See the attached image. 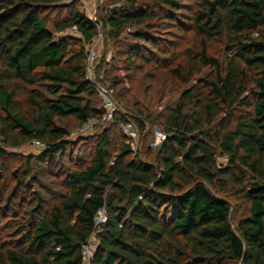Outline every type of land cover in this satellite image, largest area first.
I'll return each mask as SVG.
<instances>
[{
	"label": "trees",
	"instance_id": "obj_1",
	"mask_svg": "<svg viewBox=\"0 0 264 264\" xmlns=\"http://www.w3.org/2000/svg\"><path fill=\"white\" fill-rule=\"evenodd\" d=\"M65 1L0 0V264H84L92 236L89 264H264V0L194 1L200 46L163 67L183 86L204 67L215 74L168 110L154 157L133 154L116 116L117 132L103 130L74 158L59 121L81 127L102 115L85 69L99 29L103 57L121 43L131 67L159 52L158 27L176 28L188 6L104 0L92 22ZM221 39L223 62L208 54ZM106 75L97 82L108 86ZM124 94L114 99L144 129L148 116L127 112ZM33 141L44 145L38 155L8 152Z\"/></svg>",
	"mask_w": 264,
	"mask_h": 264
},
{
	"label": "rangeland",
	"instance_id": "obj_2",
	"mask_svg": "<svg viewBox=\"0 0 264 264\" xmlns=\"http://www.w3.org/2000/svg\"><path fill=\"white\" fill-rule=\"evenodd\" d=\"M82 1L83 0H67L63 5L66 6L67 4L75 2L74 7L83 12L87 17H91L97 12L98 8H101L104 5V0H87V11L85 12L82 10ZM194 1L195 0H182V2L188 7L180 14H177L176 28H165L164 26H159L157 24L159 26V31L155 32L156 34H154V37H157L159 52L145 54L146 56H144L143 61L134 64L131 67L126 63V51L123 44L115 43L114 47L107 46L108 51L105 58L103 57L104 45L101 46V43L99 42L95 46L98 52L97 59L99 60L96 75L102 76V74L106 75L107 73L106 82L108 86L110 85L111 78L116 77L118 79V87L115 90H112L113 96L118 91L125 92L124 103L126 104L127 112L136 115L138 112L135 111L137 110L142 111L144 115L148 116L146 120L147 125L144 129L136 124L139 130L137 152L139 150L142 153H146L147 149H152V157L155 156L157 148L164 139L162 123L167 117L168 110L171 109L180 94L185 89L196 84L200 78L215 74L210 67H204L201 75L195 77V81L187 86H183L180 83L173 82L167 74V69L163 67L164 63L173 65L175 61L185 59L188 55H193L200 46V41L195 37L194 30L191 28L190 24V15L192 13L189 9H194ZM139 2L141 6H145L149 10H152L153 5H156V2L153 0H139ZM66 13L67 10H63L61 17L65 16ZM53 16L54 15H52V17ZM99 30L100 38L103 40L101 28ZM70 35L77 36L74 33ZM90 46L91 45H89V47ZM225 49L226 42L224 39L212 40L208 43V54L219 62L224 61ZM147 59H151L149 60V63L147 62ZM59 124L66 127L70 133L67 140L74 147L73 158L78 151L86 150L88 151L87 153H89L93 148V145L99 140L103 130L112 127L117 132L115 125H97L93 127L85 137H80L78 135L80 126H78L74 119L68 118L66 120H61L59 121ZM152 144L155 146H152ZM8 152L22 157L38 155L41 150L32 144H29L22 149H11L8 150ZM219 162L225 163V160L219 158ZM65 163L67 162L65 161ZM46 185L48 188L51 187L49 182H47Z\"/></svg>",
	"mask_w": 264,
	"mask_h": 264
},
{
	"label": "built area",
	"instance_id": "obj_3",
	"mask_svg": "<svg viewBox=\"0 0 264 264\" xmlns=\"http://www.w3.org/2000/svg\"><path fill=\"white\" fill-rule=\"evenodd\" d=\"M82 10L87 11V0L82 1ZM90 21L95 22L96 18L93 17V15L88 17ZM78 35L76 30H67L65 34H72ZM101 43V46H103V40H101L100 35L93 40L91 46L87 50V54L85 57V69H86V79L93 84L94 89L98 95V98L100 100V106L99 109L102 112V115L100 119H90L88 120L83 126L80 127L78 130V135L80 137H85L87 133H89L93 127L97 125H113L116 116H121L124 120L119 123V130L123 134V136L126 139V143L130 146L131 151L133 153L137 152L138 146L137 141L139 139V130L135 123V121L124 114L121 107L118 105L116 100L114 99L112 90L108 88V86L98 83L96 79V69L99 63L98 58V52L97 48L95 47L97 43ZM100 80H102V76L99 77ZM135 144H134V143ZM32 145L35 146L38 149H43L44 145L42 143H39L37 141H33ZM152 146H155L152 144ZM105 222V215L103 212H99L97 216L95 217V224L99 225L101 223ZM95 240V241H93ZM97 244V241L95 239V236H92L88 243L83 247L82 249V257L84 260V263H88L92 257L93 251L95 249V245Z\"/></svg>",
	"mask_w": 264,
	"mask_h": 264
},
{
	"label": "water",
	"instance_id": "obj_4",
	"mask_svg": "<svg viewBox=\"0 0 264 264\" xmlns=\"http://www.w3.org/2000/svg\"><path fill=\"white\" fill-rule=\"evenodd\" d=\"M96 13L93 14V17H95Z\"/></svg>",
	"mask_w": 264,
	"mask_h": 264
}]
</instances>
